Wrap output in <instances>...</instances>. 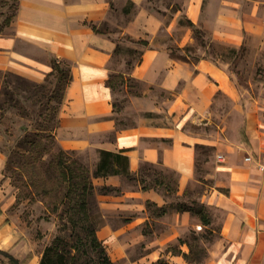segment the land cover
Returning a JSON list of instances; mask_svg holds the SVG:
<instances>
[{
    "label": "crops",
    "instance_id": "obj_1",
    "mask_svg": "<svg viewBox=\"0 0 264 264\" xmlns=\"http://www.w3.org/2000/svg\"><path fill=\"white\" fill-rule=\"evenodd\" d=\"M15 1V16L0 32V71L42 83L53 69L52 57L73 66V81L66 89L56 130L61 149L93 152L95 169L100 150H107L128 156L134 176L147 164L174 171L177 195L192 203L188 199L195 187H202L197 201L206 205L211 217V224L205 226L212 231L206 243L208 255L199 264H264V170L259 167L264 165V103L241 106L242 122L236 126L244 125L242 138L226 133L227 123L216 122L214 105L221 94L238 100L241 88L212 59L174 56L175 44L166 38L185 27L180 23L183 18L208 29L214 38L238 43L243 23L250 32L264 27L255 12L241 18L231 0ZM120 37L147 41L130 39L126 44L142 52L141 61L127 74L171 95L163 107L166 122L141 119L134 125L118 124L114 91L107 80L114 71V50L123 43ZM192 39V28L187 26L181 36L171 38L180 48L193 43ZM188 124L205 128L215 124L218 129L193 133L185 128ZM198 145L212 148L213 154L201 159ZM6 163V153L0 151V250L12 254L19 264H41L42 251L10 211L17 195L6 176ZM94 181L116 188L114 193L100 194L104 209L117 211L119 217L118 224L109 220L98 231L107 248L112 245L115 254L127 255L130 240L136 237L147 239L138 263L151 264L166 257L171 264H195L185 258L190 245L180 243V238L192 229H202L200 217L177 209L151 216L148 201L159 207L169 201L154 188L129 187L132 181L125 175L95 177ZM178 242L175 247L182 253L169 247Z\"/></svg>",
    "mask_w": 264,
    "mask_h": 264
},
{
    "label": "rangeland",
    "instance_id": "obj_2",
    "mask_svg": "<svg viewBox=\"0 0 264 264\" xmlns=\"http://www.w3.org/2000/svg\"><path fill=\"white\" fill-rule=\"evenodd\" d=\"M223 1L226 2V0ZM231 1L234 2L233 7L237 8L241 18H246L248 14L254 11L255 16L264 26V0ZM16 5L15 0H0V32L4 31L5 27L11 23L15 16ZM209 7L210 5L208 8ZM180 23L182 26L191 27L188 25V20H184L183 18L180 19ZM196 26L199 27L198 25ZM243 26L246 28L245 23H243ZM185 27L176 30L173 36L170 34L166 37L170 45L175 44L172 48L174 51H172L175 52L174 54L176 56L182 58L190 56L192 60L195 61L201 58L212 59L231 73L232 78L237 82L239 88H241L240 96H238L239 99L235 100L230 96L221 94L214 105V117H216V122L224 120L223 123H227L226 133L238 135L242 138L244 125L241 127L240 125L236 126L237 121L242 122L243 113L241 111V106H246L248 103H264V27L261 28L260 32H250L243 27L241 31L242 38L238 43L214 38L212 32L204 27H199L202 31L201 33H195L191 27L193 43L187 44L185 48H180L171 38L174 40L175 37L181 36ZM120 40L123 42L121 43L122 51L116 54L111 64L112 69H114L112 74H123L125 78H115L116 89L114 90L113 100L117 104L116 118L118 124H120V126L134 125L141 119H150L155 123L166 122L167 113L163 111V107L167 106V102L171 99V95L165 92L161 93L160 89L150 87V90L147 84L127 74L129 69H131L137 61L139 55L137 53H132L130 51L131 47L126 45L129 43L130 39L120 37ZM123 58L127 59L126 64H124ZM130 59L133 60L131 67L128 64V60ZM120 70L126 73L123 71L119 72ZM8 75V73L0 71V101L6 99L4 92L7 84H5V80L7 79L10 81L9 85H14L16 83V78L14 76L9 77ZM51 80L52 82L49 83V87L54 89L56 78L53 77ZM12 85H10V87H12ZM19 92L20 95L18 97L21 100L20 108H10L6 111L0 110V151L6 153L7 163L5 173L6 176L11 179L17 195L16 202L10 211L13 215L19 217L20 225L26 231L28 237L36 244V248L43 253L45 248L51 245L58 236H64L68 241L73 242L75 235H82V237H84L86 232L77 228L74 232L76 234H74L73 228L64 226V222L68 224L70 213L67 215L66 210L68 204H66V202L63 203L65 184H62L60 180L56 179L58 172L46 176L47 184L45 187H54L55 189L51 194L43 190L44 186L42 188L30 186L26 182V177L29 172L28 169H23L22 165H27L29 157L19 154L18 142L27 132H34L41 124H46L48 122L44 121L40 116V112L45 106L43 107L40 103H33L32 99L27 98V95H29L28 92L21 89ZM44 101L47 103V99H44ZM237 106L240 107L237 108ZM21 109L28 111L29 115L21 116ZM50 123L54 124L53 122ZM185 128L193 133L201 134L213 133L218 129L215 124L206 128L196 124H188ZM43 142L46 144L45 146L49 148L46 151L43 150L45 151L44 159L47 162L55 159V156L58 155L61 149L57 138L54 143L47 138L43 139ZM205 150H209V148L198 149L201 159L207 156V154L204 153ZM210 153V155H212L213 151H210ZM66 155L69 159H76L81 165L86 167L95 184V196L90 198L91 221L99 227V230L102 229V226L109 220L118 224V212L115 210H105L103 202L100 199V194L103 193L101 192L102 186L96 185L94 181L95 177H93V172L95 170L94 153L90 151L78 152L66 150ZM129 179L132 181L131 183L129 182V187L134 188L137 185H142L143 189L146 190L154 188L160 193H163L169 201L168 204L162 205V207H159L155 202L148 201V212L153 217L162 215L159 213L161 209L174 211L179 202H188L185 200L184 196L177 195L178 176L174 171L147 164L143 167V171H141L139 175ZM162 180L163 182H161ZM204 182H206V180H204ZM114 192H116V190H113V193ZM194 192L191 198L188 199L190 202L198 200L197 198L202 192V187H195ZM18 196L20 198L19 202L17 201ZM54 203L59 204L58 211L53 210ZM123 219L125 221L130 220L126 217H123ZM150 228L151 225L149 223L147 229L149 230ZM206 228L203 224L202 229H192L187 236L182 238L193 243L195 251L199 253V257L206 256L203 261H205L208 255L206 243L210 241L202 236V234L206 232ZM213 234L215 233L213 232ZM194 236L200 237L194 240ZM130 241L132 245L128 248L127 255H120L121 257L113 252L114 247L112 245L111 248H107L109 249L108 252L112 260L116 262L115 264H142L137 261H139L144 254L147 239L139 240L135 237ZM178 245L179 242L177 245L171 244L169 247L174 249L176 248L175 246ZM82 248H85V254L78 260L72 261L71 264H77L78 262H84L83 264H99L98 255L94 249L89 245L82 246ZM0 258L1 264H15L5 255H2ZM163 258L167 259L166 257Z\"/></svg>",
    "mask_w": 264,
    "mask_h": 264
},
{
    "label": "trees",
    "instance_id": "obj_3",
    "mask_svg": "<svg viewBox=\"0 0 264 264\" xmlns=\"http://www.w3.org/2000/svg\"><path fill=\"white\" fill-rule=\"evenodd\" d=\"M188 25L191 26L195 33H201V29L196 26L194 22L188 20ZM96 28V25H93ZM100 31V28L98 29ZM128 39H131L128 37ZM132 40V39H131ZM134 42L147 44L145 40H132ZM122 45L118 44L114 50L117 54L121 53ZM132 53H137L139 56L137 61H141L142 52L139 49L130 48ZM174 51V50H173ZM172 51V54L176 56ZM182 58L180 56H176ZM186 59V58H182ZM130 67L133 64V60H128ZM52 71L46 76L45 82L36 83L30 82L25 77L14 73H8L9 77L14 76L16 78V83L10 87L9 80H5L7 84L6 90L4 92L6 99L0 101V110L6 111L10 108H20L21 100L18 97L20 95L19 90H24L29 93L27 98L32 99L33 103H40L43 105L44 109L40 112V116L47 121L46 124H41L34 132H27L26 135L20 138L18 142V147L21 156L29 157L27 160V165H22L23 169H28L29 174L26 177V182L30 186L43 187V190L49 192L50 194L55 190L54 187L46 188V176L58 172L57 180H60L62 184H65V193L63 203L68 204L66 213H70V219L68 224L64 222V226L73 228V233L77 228L85 231V238L82 235H75L74 241L70 242L64 236H58L56 240L49 246H47L42 254L41 264H71L72 261L78 260L83 254H85V248L82 246L89 245L94 249L98 255L99 264H115L108 252L107 246L99 238L98 230L99 227L91 221V203L90 198L95 196V184L93 183L90 172L86 167L81 165L76 159H69L66 155V150L60 149V152L55 159L46 161L44 159V152L48 150L43 142V139H50L53 143L56 140V130L59 127V112L64 101L65 92L71 81H73V73L71 63L65 59L58 57L51 58ZM7 76V77H8ZM56 78L55 88L49 87V83L52 82V78ZM115 78H124L123 74H111L107 80V85L111 87L114 91L116 89ZM122 79V80H123ZM44 99H47L45 103ZM54 103V104H52ZM46 104V105H45ZM115 110L117 109V104L114 102ZM21 116L29 115V112L25 109H21ZM53 122L54 124H51ZM198 149L206 148L207 146L198 145ZM42 148V150H41ZM205 150L204 153L207 154L206 157L210 156V151ZM45 150V151H43ZM29 155V156H28ZM143 171V169H142ZM125 175L128 178H133L129 167V157L119 153L107 150H100V160L96 169L93 172V177L109 176V175ZM157 180V179H156ZM163 182V180L161 181ZM116 188L103 186L101 192L108 193ZM19 196L17 201L19 202ZM176 209L178 211H190L192 214L197 215L202 220L203 224L210 225L211 217L205 204L199 201L179 202ZM53 210H59V204H53ZM161 213H165L166 209H161ZM74 214V215H73ZM76 234V233H74ZM73 235V234H72ZM207 239H212V231L206 228V232L202 234ZM200 236H194L193 239L197 240ZM187 242L190 245V252L184 253L185 258L191 263H201L206 257L200 256L197 251H195L193 243L187 239L180 238V243ZM174 252L182 253L178 248L173 249ZM204 252V251H203ZM0 254L7 256L11 262L19 264V261L9 252L1 251ZM198 255V256H197ZM1 263V258H0ZM84 262H78L77 264H83ZM151 264H171L165 258H159L157 261Z\"/></svg>",
    "mask_w": 264,
    "mask_h": 264
},
{
    "label": "built area",
    "instance_id": "obj_4",
    "mask_svg": "<svg viewBox=\"0 0 264 264\" xmlns=\"http://www.w3.org/2000/svg\"><path fill=\"white\" fill-rule=\"evenodd\" d=\"M218 158L221 160V159H224V155H222V154H219V156H218ZM246 160H251L252 158L250 157V156H248L247 158H245ZM260 167V169H262V170H264V165H260L259 166Z\"/></svg>",
    "mask_w": 264,
    "mask_h": 264
}]
</instances>
